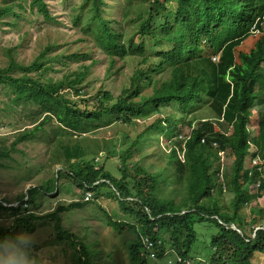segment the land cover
<instances>
[{"label": "trees", "instance_id": "1", "mask_svg": "<svg viewBox=\"0 0 264 264\" xmlns=\"http://www.w3.org/2000/svg\"><path fill=\"white\" fill-rule=\"evenodd\" d=\"M107 2L79 0L69 21L83 41H91L104 54L107 72H113L117 59L139 58L141 66L116 97L107 89L86 90L83 82L95 63L88 52L60 50L49 56L54 43L27 64L8 53L6 66L0 68V93L5 97L0 112L26 109L30 126L13 134L10 149L16 151L24 142L45 143L49 159L62 164L53 178L0 200V243L16 249L14 264L21 258L36 264L41 248L55 243L68 246V253L62 252L69 264H97V241L88 242L62 220L76 208L107 199L122 211L111 215L103 209L107 225L133 235L124 242L132 264H158L169 250L188 264H253L255 252L264 255V227H259L264 209L256 204L264 196V174L255 165L246 167L245 161L249 156L264 165V30L250 51H235L253 33L254 23L260 28L264 0H120L113 2L118 4L113 18L108 17ZM28 4L46 20H54L43 0ZM15 5L22 8L12 0L0 4V24L17 25L21 15ZM128 21L134 23L132 35L122 26ZM66 60L77 65L59 78L44 76L49 63ZM203 106L230 132L210 117L200 120L196 113ZM112 125L129 135L114 141L87 135ZM159 134L168 140V151L153 157L150 145ZM224 151L233 156L228 171L220 161L219 152ZM7 154V149L0 150V156ZM27 168L32 177L43 165ZM61 179L81 189L82 196L45 210L43 192L60 190ZM223 191L231 195L228 202H223ZM209 220L217 227L207 243L212 252L190 255L197 239L194 223ZM219 220L232 223L241 234ZM47 222L48 239H22ZM140 235L154 243L155 257L140 254Z\"/></svg>", "mask_w": 264, "mask_h": 264}, {"label": "rangeland", "instance_id": "2", "mask_svg": "<svg viewBox=\"0 0 264 264\" xmlns=\"http://www.w3.org/2000/svg\"><path fill=\"white\" fill-rule=\"evenodd\" d=\"M8 0H0V4H6ZM107 8L110 9L108 13L109 18L117 16V12H114V6L118 4L113 3L120 0H108ZM13 3L22 6L21 9L15 5L16 10L20 13L17 25L14 28L6 26L5 23L0 24V68L6 66L8 60V53L13 55L14 60L18 63L27 64L34 59L39 51H41L47 44H56L54 52H50L48 55L52 56L58 53L60 50L63 53H68L77 50L78 52H88L91 59H95V63L92 69L87 75V79L83 82L86 83V90L91 92L107 89L112 93L113 98L120 94L121 90L128 87L129 77L133 70L141 64H138L139 58L133 56H126L122 59H117L113 72H107V60L104 54L94 47L91 41H83V35H78L75 27L69 21V15L72 8L79 2V0H43L47 5V9L50 15L54 18L52 21L46 20L41 14L35 12V8L29 9V0H12ZM9 18V17H8ZM4 20L5 22L9 19ZM124 30L128 35H132L135 31L134 23L128 21L122 24ZM258 34L245 40L238 48L236 53L240 51H247L253 40ZM81 39V40H79ZM18 44V45H17ZM16 46V47H14ZM9 49H12L9 51ZM89 61H87L88 63ZM49 68L44 76L51 77L53 79L59 78L64 72L73 69L77 63L71 61L49 63ZM149 91V88L146 90ZM5 97L0 93V107L3 106ZM197 112V116L204 118L209 117L212 114L207 106L200 108ZM166 112V110L164 109ZM10 113L8 115L0 112V150L5 148L8 150L6 157L0 156V200L12 199L20 192H24L28 187L36 184H41L44 180L53 178L55 171L59 169L62 164L60 162H52L49 159V150L46 148L47 144L39 142H24L17 144V150L10 149V143L13 140V134L23 129V125L27 128L30 127L26 123L28 119H25L24 113ZM147 119V118H146ZM153 119L150 118L147 122ZM216 122L215 119H212ZM141 122V121H140ZM218 127L219 124L215 123ZM222 131L230 132V129L225 126L219 127ZM94 133L87 134L91 139H111L114 141L121 134L129 135L130 131L120 132L117 125L109 127H102L97 129ZM187 130H184L186 132ZM122 137V136H121ZM168 140L163 135H157L155 141L151 143V149L154 151L153 157L160 152L168 151ZM150 146L147 147L149 150ZM103 157V151L99 152L97 160H101ZM152 157V158H153ZM246 158L245 165L249 166L250 163ZM28 161L25 168H22L20 164L24 161ZM233 156L229 151L220 153V161L222 163L223 171H228L232 163ZM34 163H41L43 168L35 176L31 177V171L27 168ZM62 188L60 190H54L53 192L44 191V196L41 199L44 201L45 210H51L57 203H69L74 199H79L82 196L81 189L76 186L70 185V182L61 179ZM223 202H228L230 194L227 191L222 192ZM40 198V196H39ZM84 198V197H83ZM99 204L86 205L82 208H76L69 214V217L62 220V225L79 234L82 238L88 242L97 241V250L95 257H97V264H132L130 262L124 242L132 239L133 235L129 230H123L118 233L110 228L106 223V217L103 209L110 212L111 215L116 213H122L121 209L114 202H110L107 199H99ZM255 202L252 203V205ZM256 204L264 209V196L260 200L256 201ZM43 211V209H42ZM245 213H248V208H244ZM249 219V218H247ZM84 224L87 225L84 228ZM262 226V225H260ZM252 227V226H250ZM258 227V226H256ZM36 229H39L36 231ZM34 231L24 233L23 240H30L32 242H39L48 239L51 231V223L47 222L37 227ZM194 229L196 231L197 239L189 251L190 255L195 253L210 254L212 249L207 246L209 236L216 232L217 227L213 220L194 223ZM251 229V228H250ZM249 234V230L247 231ZM56 245L42 247L37 255L36 264H69V260L66 259V255L62 252L68 253L69 248L63 243H55ZM16 249L8 243H0V264H8L9 262L14 264ZM174 253L171 252L169 257H173ZM201 256V255H200ZM23 257V256H22ZM165 259H161L158 264H164ZM253 264H264V255L255 252L252 258ZM18 264H32L30 261L19 259Z\"/></svg>", "mask_w": 264, "mask_h": 264}, {"label": "clouds", "instance_id": "3", "mask_svg": "<svg viewBox=\"0 0 264 264\" xmlns=\"http://www.w3.org/2000/svg\"><path fill=\"white\" fill-rule=\"evenodd\" d=\"M259 25H260V28H258V27H256V23H254L253 24V26H252V28H251V30L253 31V33L252 34H250V36H248L246 39H244V41L245 40H247V39H249V38H251L252 37V35H256L257 33H260L259 31H263L264 30V20L263 21H261V22H259ZM255 40H256V38L253 40V42H252V44H251V46H250V48L247 50V51H238V52H242V53H247L248 51H250L253 47H254V44H255ZM244 41H242L241 42V44L244 42ZM240 44V45H241ZM239 45V46H240ZM238 46V47H239ZM237 47V48H238ZM235 53H236V51H235ZM237 54V53H236ZM218 59V57H217V55H213V56H211V60H213V61H216ZM213 114V113H212ZM214 115V114H213ZM210 117V120L212 121V119H215V120H218V121H222V119H220V118H216V117H214V116H209ZM204 118H206V117H204ZM199 119L200 120H202V118L201 117H199ZM213 122V121H212ZM220 153L221 152H219V155H220ZM249 157V156H248ZM248 161H249V163H250V165L249 166H246V167H250V166H252V165H255L256 166V168L259 170V171H261L263 174H264V165L262 164V165H259V160L257 159V158H251V157H249L248 158ZM219 222L220 223H222V224H224V225H226L227 227H230V228H232V229H234V230H236L238 233H240L241 234V231L238 229V228H236L232 223H226V222H224V221H221V220H219ZM221 224V225H222ZM259 227H261V226H259ZM262 227H264V221H263V224H262ZM257 228V227H256ZM251 237H253L254 236V231L253 232H251ZM144 237H146V236H144ZM140 238H142V240H143V235H140ZM152 242V241H151ZM152 244H154L153 242H152ZM154 251H155V249H154ZM171 252L172 253H174V256L173 257H169V254H171ZM140 254L141 255H148V252L146 251V249H145V247H144V244H143V248L141 249V251H140ZM149 256V255H148ZM150 257V256H149ZM155 257V256H154ZM177 258H180V260H177ZM164 259H165V261H166V264H188L189 263V260L188 259H184V258H182L180 255H178V254H175V252H174V250H169V251H167L165 254H164Z\"/></svg>", "mask_w": 264, "mask_h": 264}, {"label": "built area", "instance_id": "4", "mask_svg": "<svg viewBox=\"0 0 264 264\" xmlns=\"http://www.w3.org/2000/svg\"><path fill=\"white\" fill-rule=\"evenodd\" d=\"M143 244H144L146 251L148 252V255L150 257H154L155 251H154V247H153L151 240H149L147 237H143ZM177 260H180V258H177Z\"/></svg>", "mask_w": 264, "mask_h": 264}]
</instances>
